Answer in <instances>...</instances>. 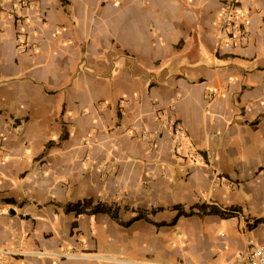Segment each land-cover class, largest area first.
I'll list each match as a JSON object with an SVG mask.
<instances>
[{
	"label": "crops",
	"instance_id": "obj_1",
	"mask_svg": "<svg viewBox=\"0 0 264 264\" xmlns=\"http://www.w3.org/2000/svg\"><path fill=\"white\" fill-rule=\"evenodd\" d=\"M231 1L0 0V264L264 245V0L221 35Z\"/></svg>",
	"mask_w": 264,
	"mask_h": 264
},
{
	"label": "built area",
	"instance_id": "obj_2",
	"mask_svg": "<svg viewBox=\"0 0 264 264\" xmlns=\"http://www.w3.org/2000/svg\"><path fill=\"white\" fill-rule=\"evenodd\" d=\"M235 7V0H232L229 5L225 7L224 18L221 23V35L226 34L227 30L234 28L238 31V25L236 19L233 17V8ZM232 213L233 211H225ZM7 211L0 212V215H7ZM69 257V256H68ZM231 264H264V245H252L249 244L248 249L245 252L237 254Z\"/></svg>",
	"mask_w": 264,
	"mask_h": 264
},
{
	"label": "trees",
	"instance_id": "obj_3",
	"mask_svg": "<svg viewBox=\"0 0 264 264\" xmlns=\"http://www.w3.org/2000/svg\"><path fill=\"white\" fill-rule=\"evenodd\" d=\"M199 210L202 214L205 213V210H206V207L204 206H201L199 207ZM68 211H73L75 213L76 216H79V215H83V214H96V213H103V214H108L110 217L116 219V214H117V210L115 208H109L105 205H102V204H96V205H93L91 202L89 201H86V202H82L80 204H77L73 207H68ZM207 214H214V215H219L223 218H227L228 216H230L229 214L231 213H228L227 215L219 212L218 210L216 209H209L207 212ZM184 215H192V213H188V214H184ZM259 221H257L255 224H257ZM259 223H262V222H259ZM253 225V226H254Z\"/></svg>",
	"mask_w": 264,
	"mask_h": 264
}]
</instances>
